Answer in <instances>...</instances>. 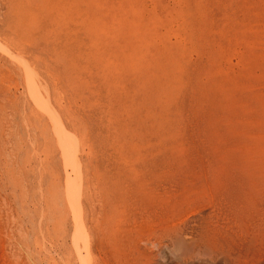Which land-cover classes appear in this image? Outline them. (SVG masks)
<instances>
[{
  "label": "rangeland",
  "instance_id": "rangeland-1",
  "mask_svg": "<svg viewBox=\"0 0 264 264\" xmlns=\"http://www.w3.org/2000/svg\"><path fill=\"white\" fill-rule=\"evenodd\" d=\"M0 264H264V0H0Z\"/></svg>",
  "mask_w": 264,
  "mask_h": 264
},
{
  "label": "bare ground",
  "instance_id": "bare-ground-1",
  "mask_svg": "<svg viewBox=\"0 0 264 264\" xmlns=\"http://www.w3.org/2000/svg\"><path fill=\"white\" fill-rule=\"evenodd\" d=\"M134 9H135V8H134ZM4 49H5V48H4ZM12 54H13V53H12ZM75 54H76V53H75ZM13 55H14V54H13ZM10 56H11V55H10ZM77 56H78V55H77ZM16 57H17V56H16ZM20 57H21V56H20ZM12 58H13V57H12ZM14 58H15V57H14ZM78 58H79V57H78ZM49 59H50V58H49ZM22 60H23V59H22ZM85 60H86V59H85ZM12 61H14V60H12ZM25 61H27V60H25ZM25 61H23V62H25ZM15 62H16V61H15ZM25 63H27V62H25ZM26 65H27V64H26ZM29 67H30V66H29ZM24 76H25V73H24ZM30 76H31V75H30ZM30 76H29V77H30ZM36 76H37V75H36ZM25 78H26V77H25ZM34 80H35V79H34ZM34 80H32V82H34ZM27 84H28V83H27ZM35 85H37V84H35ZM35 85L33 84V86H35ZM40 85H41V84H40ZM45 85H46V84H45ZM27 86H29V85H27ZM30 86H31V85H30ZM33 88H34V87H33ZM35 89H36V86H35ZM37 89H38V88H37ZM42 89H43V88H42ZM27 90H28V89H27ZM53 90H54V89H53ZM35 91H36V90H35ZM38 91H39V90H38ZM38 91H37V92H38ZM44 95H45V94H44ZM38 97H39V96H38ZM45 97H46V96H45ZM47 97H48V96H47ZM42 99H43V98H42ZM49 100H50V99H49ZM44 101H45V103H46L47 100L44 99ZM42 103H43V102H42ZM46 104H47V103H46ZM41 105H42V104H41ZM41 105H40V106H41ZM72 105H73V104H72ZM47 106H48V105H47ZM51 107H52V105H51ZM24 108H25V107H24ZM67 108H68V107H67ZM53 109H54V108L52 107L51 110H53ZM22 110H23V109H22ZM43 110H44V109H43ZM64 111H65V110H64ZM23 112H24V111H23ZM25 112H26V111H25ZM52 112H53L54 114L52 113L53 115H52V114H51V115L54 116L56 113H55L54 111H52ZM160 113H161V111H160ZM46 115H47V114H46ZM24 116H25V115H24ZM58 116H59V115H58ZM55 118H56V117H55ZM57 121H58V120H57ZM24 123H25V122H24ZM50 123H51V122H50ZM52 124H54V122H53ZM59 125H60V122H59L58 126H59ZM62 126H63V125H62ZM55 128H56V127H55ZM58 128H59V127H58ZM61 128H62V127H61ZM56 129H57V128H56ZM47 130H48V129H47ZM59 131H60V132H63V134L65 133L64 130L61 131V130L59 129ZM46 132H48V131H46ZM53 132H54V131H53ZM66 135L68 136L69 134H64L63 138H66L65 140H67V136H66ZM56 137H57V136H56ZM60 137H62V135H61ZM63 138H62V139H63ZM70 139H72V135H71ZM51 140H52V139H51ZM53 140H54V139H53ZM56 140H57V138H56ZM63 140H64V139H63ZM68 141H69V139H68ZM71 141H72V140H70L69 142H71ZM63 142H64V141H63ZM72 142H74V140H73ZM72 142H71V143H72ZM33 143H34V141H33ZM67 143H68V142H67ZM74 143H75V142H74ZM62 144H63V143H62ZM58 145H59V144H58ZM73 145H74V144H73ZM71 146H72V145H71ZM65 147H67V146H65ZM65 147H64V150H66ZM69 147H70V145H69ZM61 148H62V147H61ZM58 150H59V149H58ZM64 150H63V151H64ZM59 151H60V150H59ZM69 151H70V149H69ZM65 153H66V152H65ZM60 154H62V153H60ZM71 154H72V152H71ZM72 155H73V154H72ZM62 156H63V155H62ZM70 156H71V155H70ZM76 156H77V155H76ZM66 157H67V155H66ZM62 158H63V157H62ZM72 159H73V158H72ZM63 161H64V160H62V162H63ZM65 163H66V162H65ZM70 163H71V162H70ZM64 165H65V164H64ZM69 166H70V165H69ZM78 166H79V165H78ZM79 171H80V170H79ZM66 172H67V171H66ZM77 173H78V172H77ZM74 174H75V173H74ZM79 174H80V173H79ZM77 177H78V176H77ZM56 184H57V183H56ZM69 185H71V184H69ZM75 185H76V184H75ZM75 185H73V186H75ZM70 187H71V186H70ZM65 188H66V187H65ZM73 188H74V187H73ZM63 190H64V189H63ZM67 191H68V190H67ZM70 191H71V190H70ZM76 191H78V190H76ZM79 192H80V191H79ZM77 194H78V193H77ZM79 194H80V193H79ZM70 196H71V195H70ZM73 196H74V195H73ZM61 197H62V196H61ZM76 198H77V196H76ZM65 199H66V198H65ZM79 201H80V200H79ZM71 202H72V201H71ZM69 203H70V202H69ZM72 203H74V202H72ZM71 210H72V209H71ZM75 213H76V212H75ZM77 217H78V216H77ZM77 217H76V218H77ZM75 226H76V225H75ZM78 227H79V226H78ZM78 227H77V229H78ZM252 251H253V250H252ZM251 254H252V253H251Z\"/></svg>",
  "mask_w": 264,
  "mask_h": 264
}]
</instances>
